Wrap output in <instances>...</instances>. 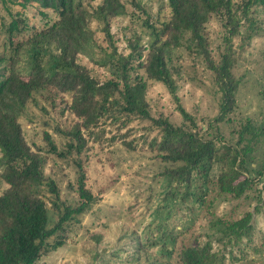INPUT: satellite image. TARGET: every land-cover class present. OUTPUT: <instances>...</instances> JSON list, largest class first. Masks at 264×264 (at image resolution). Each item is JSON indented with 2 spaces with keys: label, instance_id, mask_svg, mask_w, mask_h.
<instances>
[{
  "label": "rangeland",
  "instance_id": "1",
  "mask_svg": "<svg viewBox=\"0 0 264 264\" xmlns=\"http://www.w3.org/2000/svg\"><path fill=\"white\" fill-rule=\"evenodd\" d=\"M20 1L0 0V53L10 55L8 65L13 63L24 78L33 60L27 39L53 18L54 10L40 7L32 0L24 4ZM100 1L82 0L87 8ZM122 1L125 12L109 22L113 43L117 51L126 53L124 37L138 32L144 46L139 59L143 61L146 44L153 38L145 19L158 26L159 19L168 15L166 0ZM231 1L235 17L239 18L235 31L229 34L232 26L224 24L225 18L218 13L210 15L203 30L208 55L214 61L229 47L231 71L238 79L234 105L222 120H213L220 92L212 71L185 40L187 33H183L180 44L167 47V65L177 100L164 83L147 78L142 66L136 72L146 80L145 99L152 117L165 115L174 124L194 126L204 137H212L220 151L224 143L237 148L245 159L242 171L254 175L264 160V6L258 2L249 4L251 26L241 13L246 0ZM11 19H17V30L12 31L10 42L7 25ZM89 24L95 29V40L85 44L77 59L102 80L112 76L113 67L95 60L104 57L100 46L109 47L96 20ZM49 51L55 52L52 45L39 52L42 61ZM69 102V92L41 88L17 116L22 137L30 149L39 148L45 155L43 173L53 179L58 191L55 198L47 185L41 186L40 196L48 209L49 223L57 213L51 204L53 199L62 201L59 207L79 200L75 161L82 165L84 185L93 195L78 221L68 226L62 244L41 254L34 264H172L183 244L204 245L216 254L220 264H264V173L255 176L241 194L233 195L218 190L215 178L220 162L214 160L192 171L186 191L176 179L161 173L164 166L172 164L161 160L151 145L152 138L158 137L157 127L149 118L137 116L123 125L108 116L100 118L94 130L100 128L101 133L92 138L84 132L82 150L59 157L46 151L44 133L57 148L64 146V131L79 119L67 108ZM178 103L188 117L184 118L176 109ZM243 125L246 128L239 138ZM5 186L0 178V192ZM248 211V233L244 232L245 227H231Z\"/></svg>",
  "mask_w": 264,
  "mask_h": 264
},
{
  "label": "trees",
  "instance_id": "2",
  "mask_svg": "<svg viewBox=\"0 0 264 264\" xmlns=\"http://www.w3.org/2000/svg\"><path fill=\"white\" fill-rule=\"evenodd\" d=\"M27 1L21 0L20 4ZM32 1L40 7L54 10V16L27 39L33 60L26 76L23 78L13 63L8 65L10 55L0 53V178L6 183L0 192V264H34L41 254L60 246L68 226L78 221L79 215L89 207L93 198L84 185L83 167L79 161H75L79 200L73 205L63 204L59 207L62 201L53 199L51 204L57 213L53 222L49 223L48 209L40 196L41 186L47 185L55 198L58 191L53 179L43 173L45 155L39 152V148L30 149L17 121L27 100L41 88L53 92H69L67 108L79 118L64 131L67 140L62 148H57L49 135L44 133L48 143L46 151L59 157L68 156L72 152L79 153L85 145L84 132L92 135V138L101 133L100 128L94 130L100 118L108 116L113 122L119 121L123 125L137 116L149 118L157 127L158 137L152 138L151 145L155 146L161 160L172 164L164 166L161 173L176 179L186 191L189 189L192 171L214 160L220 162L219 174L215 178L219 191L239 195L255 176L261 177L264 173V160L254 170V175L248 172L245 174L242 171L245 159L237 148L224 143L220 151L214 145V139L204 137L203 132L195 128L193 123V127H189L183 123L174 124L165 115L152 117L145 99L146 80L136 72L137 67L142 66L147 78L164 83L177 100L171 70L167 65V47L168 44H180L183 33H187L185 40L190 42L197 55L206 60L208 69L212 71L213 82L220 92L218 111L213 120H222L234 105L238 79L231 71L229 47L214 61L208 55L203 30L210 15L218 13L225 18L224 24L228 22L232 26L229 34L235 31L239 18L235 17L236 11L231 7V0H166L168 15L159 19L158 26L145 19L153 38L146 44L143 61L139 59L144 46L139 41L138 32L132 31L124 37L128 48L126 53L117 51L113 43L109 22L112 17L125 12L122 0H101L90 8L82 0ZM251 2L264 6V0H246L241 6L243 18L247 25L252 26V17L248 15ZM92 20H96L106 46L109 47L106 49L98 44L103 49L104 57L95 61L113 67L112 76L102 80L94 77L89 68L77 59L85 44L93 39L95 29L89 24ZM15 29L17 19H11L7 25L10 42V35ZM162 34L165 37H161ZM48 45H52L55 52L49 51L47 59L42 61L39 52L43 48L47 50ZM175 107L184 118L188 117L179 103ZM245 128L243 125L239 138ZM249 218L248 211L233 222L231 227L234 224L238 230L241 226L245 227L244 232L248 233ZM219 260L204 245L183 244L172 264H220Z\"/></svg>",
  "mask_w": 264,
  "mask_h": 264
}]
</instances>
